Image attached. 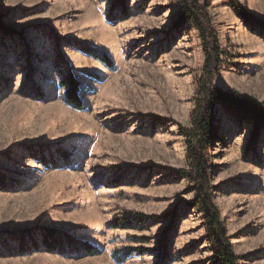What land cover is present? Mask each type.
I'll use <instances>...</instances> for the list:
<instances>
[{"label":"rangeland","instance_id":"374dc122","mask_svg":"<svg viewBox=\"0 0 264 264\" xmlns=\"http://www.w3.org/2000/svg\"><path fill=\"white\" fill-rule=\"evenodd\" d=\"M237 1L264 21V0ZM180 14L179 0H0V264H221L178 176L203 63ZM208 14L214 84L264 102V32L227 0ZM218 118L212 202L238 264H264V131Z\"/></svg>","mask_w":264,"mask_h":264},{"label":"trees","instance_id":"16d2710c","mask_svg":"<svg viewBox=\"0 0 264 264\" xmlns=\"http://www.w3.org/2000/svg\"><path fill=\"white\" fill-rule=\"evenodd\" d=\"M205 0H179L180 20L189 22L198 36L203 55L199 75L195 78L193 108L189 116V126L181 127L184 139L186 171H178L195 192L194 207L202 214L207 242L221 264H238L233 253L226 228L212 202V187L208 179V150L217 139L219 116L222 115L235 123L251 126L253 136L264 131V102L244 97L237 92L222 91L214 84L224 64L223 52L217 34L208 14L210 3ZM234 13L248 26L259 27L264 32V21L252 15L248 9L240 6L237 0H227ZM64 88V97L68 105L77 110L82 108L79 96L80 83L74 76L68 75L59 83ZM43 246L47 250L55 249V238L44 232Z\"/></svg>","mask_w":264,"mask_h":264}]
</instances>
